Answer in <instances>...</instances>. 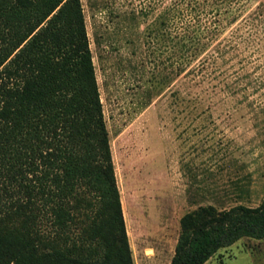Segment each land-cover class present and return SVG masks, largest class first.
<instances>
[{"label":"trees","instance_id":"trees-1","mask_svg":"<svg viewBox=\"0 0 264 264\" xmlns=\"http://www.w3.org/2000/svg\"><path fill=\"white\" fill-rule=\"evenodd\" d=\"M261 31L263 0H171L149 33L185 106L209 115L215 86L233 90L223 66ZM179 223L168 264H203L264 237V196ZM0 264H133L81 0H0Z\"/></svg>","mask_w":264,"mask_h":264},{"label":"rangeland","instance_id":"rangeland-1","mask_svg":"<svg viewBox=\"0 0 264 264\" xmlns=\"http://www.w3.org/2000/svg\"><path fill=\"white\" fill-rule=\"evenodd\" d=\"M81 3L132 261L168 264L186 211L264 196V32L223 66L233 90L218 82L207 115L185 106L184 73L149 33L171 0ZM205 264H264V239L241 237Z\"/></svg>","mask_w":264,"mask_h":264},{"label":"crops","instance_id":"crops-1","mask_svg":"<svg viewBox=\"0 0 264 264\" xmlns=\"http://www.w3.org/2000/svg\"><path fill=\"white\" fill-rule=\"evenodd\" d=\"M260 239H264V237L263 238H260ZM208 261V260H207ZM207 261H205L203 264H205Z\"/></svg>","mask_w":264,"mask_h":264}]
</instances>
